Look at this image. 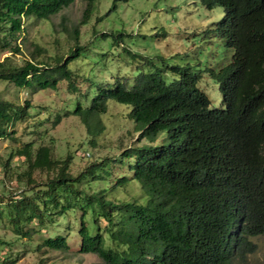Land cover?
<instances>
[{
	"label": "trees",
	"instance_id": "obj_1",
	"mask_svg": "<svg viewBox=\"0 0 264 264\" xmlns=\"http://www.w3.org/2000/svg\"><path fill=\"white\" fill-rule=\"evenodd\" d=\"M73 1L0 0V47L11 48L25 36V20H48ZM94 1L84 0L80 25L88 22ZM200 2L209 10L222 9L213 32L233 49L229 63L208 71L223 108L211 107L198 86L200 76L179 66L167 68L171 80L161 69L141 73L130 86L118 82L103 90L90 107L77 106L73 114L92 136L100 131L99 117L106 113L108 100L130 107L127 118L139 134L137 143L145 141L121 152L132 161V175L116 178L111 188L88 191L81 184L92 187V182L111 176L96 169L104 161L73 175L70 155L55 159L48 146L34 149L32 143L24 144L8 159L26 161L24 187L15 196L0 194V208L15 236L30 240L33 228L59 225L56 219L80 212L72 223L77 221L78 251L96 254L102 264H231L238 248L252 250L248 240L264 235V0ZM74 33L77 40L78 31ZM80 48L76 45L65 58H55L54 67L42 70V64L17 67L2 61L0 80L24 89L35 75L57 71L74 92L68 64ZM13 50L18 52V45ZM29 107L28 100L21 105L0 100V140H15L14 124L26 121ZM20 128L30 130L27 124ZM35 173H45V181H38ZM133 181L141 186L145 201L115 203L106 198ZM88 214L91 225L84 219ZM100 220L103 229L97 225ZM66 238L48 237L44 246L67 250Z\"/></svg>",
	"mask_w": 264,
	"mask_h": 264
},
{
	"label": "rangeland",
	"instance_id": "obj_2",
	"mask_svg": "<svg viewBox=\"0 0 264 264\" xmlns=\"http://www.w3.org/2000/svg\"><path fill=\"white\" fill-rule=\"evenodd\" d=\"M85 7L84 0H74L48 20H25V36L22 34L12 42L11 48L0 47V62L17 67L32 62L42 64L41 70L46 65L54 67V59L65 58L76 45L81 47L68 64L73 73L74 92L57 71L35 75L30 88L24 89L0 80V100L19 105L25 100L30 103L26 121L19 119L14 124L15 140H0V194L15 196L22 191L27 163L20 157L8 159L11 152L26 143H32L34 149L50 147L55 159L70 155L73 175L104 161L96 169L109 171L111 176L92 182V187L81 184L88 191L111 188L116 178H129L132 161L122 158L121 152L134 146L139 137L127 118L130 107L108 100L106 113L99 117L100 131L96 136L88 134L80 116L73 112L77 106L90 107L98 94L113 89L118 82L132 85L141 73L161 69L164 78L171 80L173 75L168 67H188L200 76L198 86L211 107L223 108L218 87L208 75L209 69L226 65L233 55V49L227 48L223 39L213 32L223 16L220 7L209 10L200 0H96L88 22L80 25ZM15 45L18 52L13 50ZM54 79H57L56 86L52 85ZM26 124L30 130L24 132L20 126ZM160 141L161 138L156 143ZM34 176L38 181H45L47 175L35 173ZM122 185L106 198L115 203L130 199L145 201L137 182ZM79 216L77 212L67 220L56 219L59 225L33 228L28 240L13 234L7 213L0 208V241L4 242L0 244V264H102L96 254L78 251L77 221L72 223ZM84 219L91 225L90 214ZM68 223L72 225L69 235ZM97 225L103 229L105 222L100 220ZM56 235L67 236V250L44 246L45 239ZM248 241L253 245L252 250L238 248L231 264H264V235Z\"/></svg>",
	"mask_w": 264,
	"mask_h": 264
},
{
	"label": "built area",
	"instance_id": "obj_3",
	"mask_svg": "<svg viewBox=\"0 0 264 264\" xmlns=\"http://www.w3.org/2000/svg\"><path fill=\"white\" fill-rule=\"evenodd\" d=\"M86 156H89V154L87 153Z\"/></svg>",
	"mask_w": 264,
	"mask_h": 264
}]
</instances>
